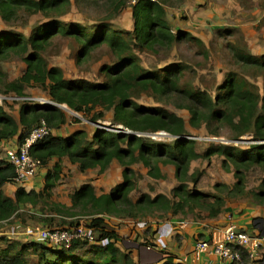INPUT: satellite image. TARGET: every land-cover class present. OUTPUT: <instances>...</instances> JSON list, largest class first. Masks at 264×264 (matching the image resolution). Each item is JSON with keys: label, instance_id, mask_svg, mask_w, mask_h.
<instances>
[{"label": "trees", "instance_id": "trees-1", "mask_svg": "<svg viewBox=\"0 0 264 264\" xmlns=\"http://www.w3.org/2000/svg\"><path fill=\"white\" fill-rule=\"evenodd\" d=\"M127 1L74 0L75 4L88 6L104 2L111 6L113 16L126 7ZM133 1L130 5L133 29L123 32L114 29L108 19L94 24L91 30L77 23H64L63 18L71 9L70 0H0V20L7 25L0 30V93L26 98L27 88H39L54 104L23 101L17 119L7 111L5 103L0 105V144H8L16 138L11 144L21 145L25 136L42 121L51 130H60L66 124L61 105L82 114L92 123L111 112L112 128L122 127L128 131L97 128L90 137L85 130H78L67 137L49 135L35 143L30 156L40 161L41 168L54 159L57 162L45 175L40 191H26L19 186L13 198L6 197L2 188L14 183V169L0 160V223L21 216V209L46 207L51 216L69 220L61 229L72 230L83 222L94 237L91 244L73 239L68 246L58 247L39 241L8 244L0 248V264H29L32 255L36 258L32 264H140L134 261L130 251L118 246L119 236L110 225V218L147 221L153 217L165 219V215L176 217L196 211L206 213L210 219L217 218L224 210L225 199L197 191L195 187L201 173H190L191 163L197 160L209 161L217 157L221 159L223 170L234 169L236 184L233 188L221 184L214 186L216 191L223 189L229 195L247 194L245 174L250 170L256 168L264 173V53L255 57L231 48L237 64L246 71L261 74V92L234 72L226 75L214 96L181 86L183 75L189 70L186 64L174 63L164 70L148 72L140 65L136 50L151 53L171 50L183 41L203 46L198 38L186 32L175 33L169 25L167 7L184 0ZM36 15H41L43 22L33 26L28 37L12 29L11 25L21 16ZM56 38H70L79 45L76 64L95 50L107 47L115 61L101 67L105 80L99 83L67 80L59 67L49 66L43 53ZM16 58L24 63L25 69L17 79L6 81L1 64ZM143 95L187 111L188 121L164 109L139 105L136 101ZM202 127L215 139L219 138L220 129L226 128L231 141L247 136L252 142L245 148L242 144L214 142L198 152L194 139L187 137V129ZM158 132L171 136V142L138 136ZM62 159L76 165L80 172L97 170L98 175L104 174L116 161L122 168V181L99 195L91 184H82L69 196L70 206L51 202L53 190L61 180ZM134 165H141L146 176L153 180L165 179L162 167H174L178 184L171 190V197L144 193L132 200L131 194L140 178ZM250 195L257 204L264 205V179L260 191ZM50 218L44 219L49 226L53 225ZM148 245L155 246V243ZM162 264L182 263H174L170 257Z\"/></svg>", "mask_w": 264, "mask_h": 264}, {"label": "rangeland", "instance_id": "rangeland-1", "mask_svg": "<svg viewBox=\"0 0 264 264\" xmlns=\"http://www.w3.org/2000/svg\"><path fill=\"white\" fill-rule=\"evenodd\" d=\"M71 1L69 14L63 18L64 23H77L88 30L102 21L107 20L116 30L131 32L133 29V20L131 15V4L133 0H128L125 8L121 9L117 15L113 16L111 6H106L104 2L88 6V4H75ZM167 7V18L173 32H186L192 35H202L199 39L203 46H197L194 42H181L175 45L171 50H157L151 53L147 51H137L140 59V65L148 72H157L164 70L174 63H183L189 67V70L183 75L181 86L189 87L193 90L208 92L214 96L218 86L222 85L229 72L243 77L255 89L262 91L263 79L258 72L246 71L236 63L231 48L235 47L246 54L258 57L256 54L259 48L264 47V14L258 10L264 7V0H184L181 3L173 2ZM43 22L41 15L32 17L21 16L14 25L13 30L23 33L28 37L33 26ZM5 25L0 20V30ZM203 27V28H202ZM206 30L203 31L202 29ZM205 32V33H203ZM193 36V35H192ZM194 37V36H193ZM206 50V54H205ZM79 51V45L70 38H56L43 53L49 66L59 67L67 80H82L85 83H99L105 80V74L100 72L102 66L112 65L115 58L107 47H101L91 55L76 64V56ZM25 69L24 63L16 58L1 64V70L6 75V81H13L20 77ZM1 86V85H0ZM26 98H18L14 95H4L0 93V105L4 104L7 111L14 117H18V110L23 101H32L40 103L41 100H47L48 96L44 90L39 88H27L25 90ZM139 105L151 108L164 109L170 113L176 114L186 122L189 115L185 110H179L172 103L161 104L154 101L147 95L141 96L137 101ZM66 117V124L59 130H52L51 135H67L76 129L85 130L91 137L97 127L89 122L82 114L69 110L65 105H61ZM105 129L112 128V113L106 112L103 119L97 121ZM95 122V123H97ZM190 139H194L195 148L198 152H203L210 143L242 144L245 148L250 137H243L240 143L231 141V134L228 129H220L219 138L212 140L205 129L192 130L187 129ZM170 143V140H156ZM13 142V141H12ZM5 155L8 145L2 144ZM1 147V146H0ZM2 150V148H0ZM1 154L4 152L1 151ZM55 163V162H54ZM62 166L61 180L55 188L54 194L58 193L59 198H69L70 193L76 190L81 184L89 183L96 190L97 194L107 193L112 187L122 181V168L114 161L110 168L102 175H98L97 170H87L80 172L76 165L71 164L67 159L60 162ZM52 165V162H50ZM134 171L140 175L137 179L136 189L131 194V199L135 200L141 194H164L171 197V190L178 184L174 177V167H162V173L165 174L164 180H153L146 176L145 170L141 165H134ZM201 173L196 189L204 195H218L225 199L223 212L215 219L207 217L206 213L196 211L172 217L173 221L182 222L185 225L193 227L194 225H209L217 223L221 218H228V214L241 216L244 212H252L257 218L252 219L253 227L264 220V205L257 204L250 193L260 191V184L264 179V173L259 169H252L245 174V192L246 195H229L225 190H217L215 185L221 184L225 187L233 188L236 184L234 169L226 172L221 167V159L214 157L209 161L197 160L191 163L190 173ZM33 180H31L32 182ZM17 187L18 184L13 183ZM190 188L191 183L187 184ZM6 190V188H5ZM4 194V193H3ZM6 194V192H5ZM4 194V195H5ZM236 195V196H235ZM51 198V201H56ZM47 208H30L20 210L19 217H12L9 221L0 223V248H6L8 244L27 243L30 241H39L38 232L44 228L61 229L65 228L62 224L69 220H60L54 215L47 213ZM243 215V214H242ZM157 216V215H156ZM51 217L53 219L51 226L45 224L44 219ZM165 215L164 218H167ZM153 220H161L155 217ZM116 223V222H114ZM113 225V224H112ZM255 225V226H254ZM118 226V225H117ZM121 228V225L118 226ZM211 228V227H210ZM200 239V238H199ZM121 245V244H120ZM121 245L120 248L125 250ZM133 246V245H132ZM127 251V250H126ZM167 254V253H166ZM169 255V254H167ZM35 256H30L29 264L35 263Z\"/></svg>", "mask_w": 264, "mask_h": 264}, {"label": "built area", "instance_id": "built-area-1", "mask_svg": "<svg viewBox=\"0 0 264 264\" xmlns=\"http://www.w3.org/2000/svg\"><path fill=\"white\" fill-rule=\"evenodd\" d=\"M134 2V1H133ZM28 101V100H27ZM48 99L41 100L39 104L50 105ZM53 104V103H52ZM106 131L110 129L102 128ZM116 132L128 133L126 129L118 127L111 129ZM52 130L42 121L40 125L32 129L21 145L17 143L9 144L5 156V161L14 169V183L28 190V184L34 181L41 163L30 156L32 146L49 137ZM151 140H170L172 137L165 132L148 133L138 135ZM255 233H249L239 229L235 224L227 226L223 232L211 240H195L192 249L184 257V264H197L205 255L214 258L213 264H264V220L257 223ZM38 239L49 246L58 247L69 245L73 239L86 240L88 243L94 242L93 233L87 229L83 222L72 230L44 228L38 232ZM157 246L162 244L160 238H156ZM164 247V243L162 244ZM147 247V250H153Z\"/></svg>", "mask_w": 264, "mask_h": 264}, {"label": "crops", "instance_id": "crops-1", "mask_svg": "<svg viewBox=\"0 0 264 264\" xmlns=\"http://www.w3.org/2000/svg\"><path fill=\"white\" fill-rule=\"evenodd\" d=\"M260 12L264 14V7L262 8V10L260 9L258 10V14ZM3 28H5V26L2 27L1 30ZM202 30L206 32L205 28ZM263 30L264 29H262L261 31L262 35H263ZM200 34L197 35L196 33H192L194 37L202 40L203 36ZM263 53H264V47L259 48L256 52V54L258 55H261ZM14 118L17 119V117ZM78 130H83V129H76L73 132ZM70 134L59 135L58 137H67ZM15 140L16 138L13 139V141ZM11 143L12 142H9L7 145ZM0 146H1L0 148H2V150L0 149V152L1 151L4 152L3 154L0 153V160L5 161L4 158L5 151L3 145L0 144ZM63 160L64 159H62L61 161ZM50 162H52V165H50ZM50 162L45 167L39 170L34 181L29 182L28 190L26 191H30V190L40 191L43 188L45 175L49 170H51V168L54 165V162H57V160L54 159ZM17 188L18 187L14 184H7L2 188V191L4 194L6 192L5 194L6 197L13 198ZM54 191L55 189L53 190L52 196L53 198L57 196V198L56 201L53 202L60 203L65 206H70V198L68 197L59 198L58 193L54 194ZM72 193H70V195ZM242 214L241 216L238 215L235 216L236 214L229 213L227 219L221 218L220 221H218L217 223L213 222L210 223L209 225L197 224L194 225L193 227L185 225L182 222L173 221L174 219L171 216H168L167 218L161 220H153L150 218L147 221H135V220H127V219L121 220V219L110 218L109 221H110V225L113 228H115L118 233L119 236L118 246L120 247L121 245L129 244L128 247L127 246L126 247L122 246V247H124L125 250L131 252V257L134 259L135 262L140 264H162L166 260V258L171 257L174 263L184 264L183 263L184 257L192 249L195 240L199 238L201 240H211L217 238L223 232V230L230 224H235L239 229H243L245 231H248L249 233H255L257 225L256 228L253 227L254 222L251 220L257 218V216H254L252 212H244ZM117 225L118 226L121 225V228H119ZM156 238L161 239L162 244L164 243V247H162V244L157 246ZM151 242L152 243L154 242L155 246L148 245ZM150 246L154 248L151 251L147 250V247ZM166 253L169 255H167ZM213 263H214V258L212 256L205 255L204 257L201 258V260L197 264H213Z\"/></svg>", "mask_w": 264, "mask_h": 264}, {"label": "water", "instance_id": "water-1", "mask_svg": "<svg viewBox=\"0 0 264 264\" xmlns=\"http://www.w3.org/2000/svg\"><path fill=\"white\" fill-rule=\"evenodd\" d=\"M50 105H54V104L51 103ZM94 125H95L98 129H100V128H101V129L104 128V127H103L100 123H98V122H97V123H94ZM241 140H242V138L239 139V140L236 141V142H237V143H240Z\"/></svg>", "mask_w": 264, "mask_h": 264}, {"label": "clouds", "instance_id": "clouds-1", "mask_svg": "<svg viewBox=\"0 0 264 264\" xmlns=\"http://www.w3.org/2000/svg\"><path fill=\"white\" fill-rule=\"evenodd\" d=\"M212 140H214V141H215L216 139H212Z\"/></svg>", "mask_w": 264, "mask_h": 264}]
</instances>
